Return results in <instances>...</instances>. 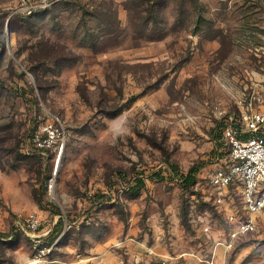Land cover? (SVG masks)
Masks as SVG:
<instances>
[{
    "label": "rangeland",
    "instance_id": "rangeland-1",
    "mask_svg": "<svg viewBox=\"0 0 264 264\" xmlns=\"http://www.w3.org/2000/svg\"><path fill=\"white\" fill-rule=\"evenodd\" d=\"M17 1L0 0V264H264V213L229 246L208 184L225 118L264 102V0ZM51 114L58 165L57 147L23 151ZM98 191L111 200L92 206ZM227 200L242 208L236 186ZM28 213L40 231L64 221L44 257L14 228Z\"/></svg>",
    "mask_w": 264,
    "mask_h": 264
},
{
    "label": "built area",
    "instance_id": "built-area-1",
    "mask_svg": "<svg viewBox=\"0 0 264 264\" xmlns=\"http://www.w3.org/2000/svg\"><path fill=\"white\" fill-rule=\"evenodd\" d=\"M57 0H18L13 13L33 14ZM258 102V103H257ZM239 111L228 115L222 131V155L219 166L209 176L208 184L218 207L226 210L230 223L229 246L240 236L258 231L260 216L264 213V102L253 95L238 100ZM65 129L58 115L51 114L32 132L30 141L34 150L44 158L47 152L58 148V157L65 145ZM239 191L242 208L230 207L227 200L230 187ZM49 188L53 187L50 181ZM71 225L66 223L65 227ZM17 232L25 233L32 241L34 256H46L57 243L45 237L52 229L41 230V220L35 213L19 217L14 224Z\"/></svg>",
    "mask_w": 264,
    "mask_h": 264
},
{
    "label": "trees",
    "instance_id": "trees-1",
    "mask_svg": "<svg viewBox=\"0 0 264 264\" xmlns=\"http://www.w3.org/2000/svg\"><path fill=\"white\" fill-rule=\"evenodd\" d=\"M134 98H135V96H132L130 98V100H133ZM34 130H35V128H34ZM31 134L32 133H30V136H31ZM23 151L26 152L27 154L34 155V156H37L41 159H44V157L39 152H37L36 150L26 151L23 148ZM195 172H196L195 170L191 169L187 174L182 175V179H180L181 185L184 186L185 188H190V187L194 186V184L196 182V173ZM145 184H146L145 179L143 177L138 176L133 181L130 182L127 189L130 191L131 194L138 195L141 192L142 188L145 187ZM90 199L92 202V206H97L99 204H107L111 200V198L108 194L102 193L100 191L93 193L90 196ZM63 224H64V221L60 220L59 222H57L55 224V226L51 232H53L55 229H59L60 227L63 226Z\"/></svg>",
    "mask_w": 264,
    "mask_h": 264
},
{
    "label": "crops",
    "instance_id": "crops-1",
    "mask_svg": "<svg viewBox=\"0 0 264 264\" xmlns=\"http://www.w3.org/2000/svg\"><path fill=\"white\" fill-rule=\"evenodd\" d=\"M52 229V228H51Z\"/></svg>",
    "mask_w": 264,
    "mask_h": 264
}]
</instances>
